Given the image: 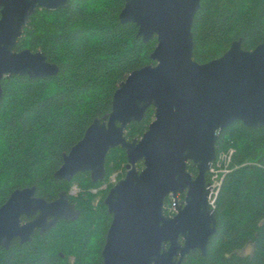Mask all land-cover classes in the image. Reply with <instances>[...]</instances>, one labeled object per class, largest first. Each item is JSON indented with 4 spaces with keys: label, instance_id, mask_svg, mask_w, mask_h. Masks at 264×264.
<instances>
[{
    "label": "water",
    "instance_id": "obj_1",
    "mask_svg": "<svg viewBox=\"0 0 264 264\" xmlns=\"http://www.w3.org/2000/svg\"><path fill=\"white\" fill-rule=\"evenodd\" d=\"M67 1L0 0V98L4 77L57 75L58 67L42 52L15 48L34 13L65 8ZM199 7L200 0H124L119 22L134 24L143 43L156 37L154 65L132 71L119 84L111 111L92 121L53 175L70 182L88 173L91 183L102 182L108 152L124 150L125 174L103 200L112 219L102 264H181L192 251L205 256L216 231L206 175L216 159L217 136L234 122L264 128V42L247 51L236 40L222 56L195 62L191 27ZM150 107L154 118L147 130L127 140V127ZM35 190L16 189L0 206L1 248L9 249L14 239L29 243L36 231L42 236L59 221L78 219L65 191L49 203ZM168 196L174 199L172 216L163 211ZM22 217L32 219L21 222Z\"/></svg>",
    "mask_w": 264,
    "mask_h": 264
},
{
    "label": "trees",
    "instance_id": "obj_2",
    "mask_svg": "<svg viewBox=\"0 0 264 264\" xmlns=\"http://www.w3.org/2000/svg\"><path fill=\"white\" fill-rule=\"evenodd\" d=\"M123 5L124 0H68L65 8L38 10L17 42L16 51L42 52L58 73L1 80L0 206L16 189L35 186V196L50 203L76 184L80 192L70 202L79 217L58 222L42 236L36 232L29 243L14 239L9 249L0 247V264H102L112 219L103 200L112 186L99 187L114 174L117 181L124 176V150L108 152L103 182L91 183L88 173L70 182L53 175L92 121L111 111L119 84L132 71L154 65L156 37L143 43L134 24L120 23ZM191 33L193 60L200 64L222 56L236 40L253 50L264 42V0H200ZM153 118L150 107L127 127L126 139H140ZM215 149L216 156L232 150L212 209L216 231L205 256L192 251L181 264H264V128L234 122L218 134ZM187 171L197 174L191 164ZM173 207L165 201L164 214L172 216ZM248 246L251 253L241 254Z\"/></svg>",
    "mask_w": 264,
    "mask_h": 264
},
{
    "label": "built area",
    "instance_id": "obj_3",
    "mask_svg": "<svg viewBox=\"0 0 264 264\" xmlns=\"http://www.w3.org/2000/svg\"><path fill=\"white\" fill-rule=\"evenodd\" d=\"M231 155H232V150H229L226 152H220L216 156L215 161L211 164L210 170L207 173V176H208L207 182L209 184L208 188L210 191L209 206L211 209H213L214 207V202H215L219 187L221 185L222 179L224 175L228 172ZM112 182L114 183L115 181H112ZM109 185L111 184H108L107 181H105L100 186V189L105 190L106 188H108ZM78 191L79 189L77 188V186L76 187L72 186L70 187L68 193L70 196H76Z\"/></svg>",
    "mask_w": 264,
    "mask_h": 264
},
{
    "label": "flooded vegetation",
    "instance_id": "obj_4",
    "mask_svg": "<svg viewBox=\"0 0 264 264\" xmlns=\"http://www.w3.org/2000/svg\"><path fill=\"white\" fill-rule=\"evenodd\" d=\"M102 182H103V181H102ZM116 182H117V181H116ZM107 189H108V188H106L105 190H107ZM99 190H100V191H105V190L100 189V187H99ZM92 192L95 193V191H92ZM67 195H68L69 202H70V198H73L74 196H70L68 192H67ZM183 198H184V194H182V195H177V199H176V200H177V203L180 204V203L182 202ZM170 200H172V203H173V206H174V199L172 198V196H168V197H166L165 200H164V202L166 201V202L169 203ZM70 203H71V202H70ZM71 204H72V203H71ZM73 205H74V204H73ZM163 205H164V203H163ZM74 208H75V206H74ZM75 209H76V208H75ZM172 213H173V212H172ZM172 215H173V214H172ZM23 218L26 219V220H24ZM31 219H32V218H25V217H22V218H21V222H28V221H30ZM59 222H60V221H59ZM65 222H71V221H65ZM74 222H75V221H74ZM36 232H38V231H36ZM36 232H35V233H36ZM38 233H39V232H38ZM17 240H18V239H17ZM18 241H19V240H18ZM180 242H181V239H180ZM186 256H187V255H186ZM186 256H185V257H186ZM185 257H184V258H185ZM182 261H183V260H182Z\"/></svg>",
    "mask_w": 264,
    "mask_h": 264
},
{
    "label": "rangeland",
    "instance_id": "obj_5",
    "mask_svg": "<svg viewBox=\"0 0 264 264\" xmlns=\"http://www.w3.org/2000/svg\"><path fill=\"white\" fill-rule=\"evenodd\" d=\"M122 173V172H121ZM121 173H119V175L121 174ZM117 175L116 174H114V175H112V176H110L109 178H108V180H106L107 181V183L108 184H111V185H109V186H113V184L117 181ZM123 178V177H122ZM112 181H115L114 183L112 182ZM72 186H77L76 184H73ZM71 186V187H72ZM108 186V187H109ZM78 189H79V191H78V193L80 192V188L79 187H77ZM94 191V190H93ZM77 193V194H78ZM76 194V195H77ZM75 197V196H74ZM171 211H174V207L171 209ZM241 254H249V253H251V247L250 246H248V247H246L245 249H243L241 252H240Z\"/></svg>",
    "mask_w": 264,
    "mask_h": 264
}]
</instances>
